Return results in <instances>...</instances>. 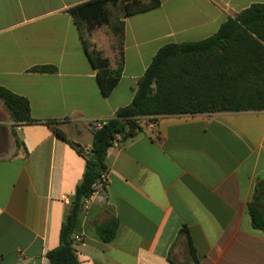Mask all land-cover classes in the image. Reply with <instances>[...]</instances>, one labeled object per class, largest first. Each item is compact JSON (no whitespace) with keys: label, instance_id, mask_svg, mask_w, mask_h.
<instances>
[{"label":"crops","instance_id":"0c3cea01","mask_svg":"<svg viewBox=\"0 0 264 264\" xmlns=\"http://www.w3.org/2000/svg\"><path fill=\"white\" fill-rule=\"evenodd\" d=\"M92 0H0V87L26 98L33 124H16L0 100V264H49L86 167L92 125L130 105L138 81L169 44L205 40L264 0H162L124 18L121 45L96 29L85 40L122 78L105 96L71 10ZM56 68L52 74L35 67ZM54 121L63 140L45 122ZM117 141L108 189L80 214L78 264H264V111L163 116ZM16 133V137L13 133ZM19 141V146L16 142ZM115 216L117 235L97 227ZM188 232V234H187Z\"/></svg>","mask_w":264,"mask_h":264},{"label":"trees","instance_id":"16d2710c","mask_svg":"<svg viewBox=\"0 0 264 264\" xmlns=\"http://www.w3.org/2000/svg\"><path fill=\"white\" fill-rule=\"evenodd\" d=\"M162 0H92L71 10L86 52L98 71V82L109 96L122 78V60L117 69L100 51L92 50L85 40L95 29L110 26L117 44L121 45L125 24L116 18L119 8L124 18L145 13L161 6ZM32 72L52 74L56 68L35 67ZM0 100L16 124H33L29 101L0 87ZM264 111V5H252L230 18L213 36L198 42L169 44L155 55L145 74L138 81L132 103L120 109L101 128H92L93 144L75 195L71 199L61 232L60 245L47 254L49 264H78L74 235L80 214L94 194V185L108 174L106 163L110 148L117 141H126L142 131L141 121H158L163 116ZM58 137L67 140L56 122H45ZM16 137V133H13ZM19 146V141L16 139ZM254 228L264 231V214L251 205ZM120 223L112 216L97 227L104 242L115 239ZM188 234V232H187ZM197 264L195 249L190 242Z\"/></svg>","mask_w":264,"mask_h":264},{"label":"built area","instance_id":"2783aa9c","mask_svg":"<svg viewBox=\"0 0 264 264\" xmlns=\"http://www.w3.org/2000/svg\"><path fill=\"white\" fill-rule=\"evenodd\" d=\"M104 123L102 122H94L92 125V128H101ZM84 155L89 156L91 153V148H81ZM108 174L103 175L102 178L94 185V194H100V193H106L108 189ZM83 242V237L81 234H75L74 235V244L75 247L80 245Z\"/></svg>","mask_w":264,"mask_h":264},{"label":"rangeland","instance_id":"374dc122","mask_svg":"<svg viewBox=\"0 0 264 264\" xmlns=\"http://www.w3.org/2000/svg\"><path fill=\"white\" fill-rule=\"evenodd\" d=\"M113 13H114V15L116 16V18H119V16L121 15V13H122V11L119 9V8H117V9H114L113 10ZM104 26H106V25H104ZM101 27H103V26H101ZM101 27H98V28H101ZM97 28V29H98ZM96 30V29H95ZM94 30V31H95ZM103 32H102V34H105V38H106V36H108L110 33H112V31H111V29H110V26H106L103 30H102ZM113 34V33H112ZM116 43H117V40H116Z\"/></svg>","mask_w":264,"mask_h":264}]
</instances>
